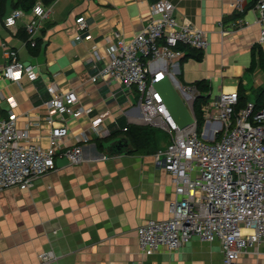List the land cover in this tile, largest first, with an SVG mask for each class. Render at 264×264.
<instances>
[{
	"label": "crops",
	"instance_id": "crops-1",
	"mask_svg": "<svg viewBox=\"0 0 264 264\" xmlns=\"http://www.w3.org/2000/svg\"><path fill=\"white\" fill-rule=\"evenodd\" d=\"M155 1L54 0L44 4L36 0L48 13L32 36L25 24L33 16V7L22 9L14 6V0L6 1L0 12V73L6 64L3 51L9 48L36 77L24 75L12 82L0 76V116L13 114L19 130H27L33 142L47 147L48 85L63 92L75 90L76 107L83 106L87 112L66 123L65 143L81 146L78 164H55L27 189L0 191V264H37L45 251L54 256L51 264H223L219 241L205 242L196 236L173 252H140L137 228L147 220L166 219L168 203L176 198L169 175L155 157L169 138L162 128L139 122L134 86L100 78L91 81L107 61L114 32L131 39L147 22ZM169 1L179 22H191L209 39L200 60L192 57L199 50L188 48L172 67L169 77L175 85L204 81L209 101L220 91L240 89L242 106L256 103L258 92L264 89L258 0H247L240 15L231 6L232 0ZM16 8L23 15L14 26H6L5 17ZM80 16L87 25L84 29L75 23ZM238 17L242 24L237 23ZM76 34L82 39L75 40ZM30 40L35 46L29 45ZM257 46L262 49L263 65L256 56L249 70L251 50ZM93 50L98 58L92 56ZM104 112L103 121L92 130L91 119ZM82 131L89 134L85 143L79 141ZM102 133L109 135L102 137ZM118 141L126 143L121 152L113 147ZM237 264H264V243L251 246Z\"/></svg>",
	"mask_w": 264,
	"mask_h": 264
},
{
	"label": "built area",
	"instance_id": "built-area-1",
	"mask_svg": "<svg viewBox=\"0 0 264 264\" xmlns=\"http://www.w3.org/2000/svg\"><path fill=\"white\" fill-rule=\"evenodd\" d=\"M246 1L232 0L231 6L240 15ZM255 6L261 24L259 42L263 43L264 0H258ZM31 11L33 16L25 24L29 36L48 13L41 4H35ZM22 15L21 9H13L4 24L14 26ZM236 21L243 22L240 17ZM75 23L79 29L87 26L82 16ZM113 35L107 61L91 81L100 78L134 86L139 97V122L162 128L169 138L155 157L169 175L176 198L168 203L166 219L147 220L137 228L140 252H173L196 236L205 242L218 240L223 264H237L251 246L264 243V107L257 108L248 101L238 108L236 90L220 91L201 106L197 117L193 103L201 93L194 85L178 84L177 90L193 118V123L178 127L153 82L171 76L172 67L188 48L206 50L209 39L191 22H179L169 0H156L150 5L147 22L131 39L118 32ZM74 38L82 39L79 34ZM3 55L6 64L0 76L12 82L24 75L36 77L30 66L18 60L14 49L6 48ZM92 56L98 58V52L93 50ZM46 89L50 95L44 119L50 127L47 147L33 142L27 130H19L13 114L0 116V191L29 188L35 178L55 167L57 158L64 157L73 165L81 161V146H67L64 140L69 132L68 118H78L87 110L76 107L75 90L63 92L53 84ZM107 112L91 119L92 130H97ZM88 140L89 134L82 131L79 141ZM53 259L52 252L45 251L37 264H51Z\"/></svg>",
	"mask_w": 264,
	"mask_h": 264
},
{
	"label": "water",
	"instance_id": "water-1",
	"mask_svg": "<svg viewBox=\"0 0 264 264\" xmlns=\"http://www.w3.org/2000/svg\"><path fill=\"white\" fill-rule=\"evenodd\" d=\"M153 87L155 91L160 94L163 103L169 110L179 128H184L193 123V118L181 94L177 90V86L170 77L164 76L161 80L153 82ZM113 147L117 152H121L122 149L126 147V143L118 141ZM60 163L66 164L68 162L64 157H62L56 159L55 161L56 165Z\"/></svg>",
	"mask_w": 264,
	"mask_h": 264
},
{
	"label": "trees",
	"instance_id": "trees-1",
	"mask_svg": "<svg viewBox=\"0 0 264 264\" xmlns=\"http://www.w3.org/2000/svg\"><path fill=\"white\" fill-rule=\"evenodd\" d=\"M7 0H0V12L2 11V9L4 8V5L6 3ZM35 1L36 0H14V6L15 7H21L22 9H29V8H32L33 5L35 4ZM44 4H50L51 2H53L54 0H41ZM29 45L30 46H35V43L33 41H29ZM257 52V54H256ZM193 53H198L197 55H193L192 57L196 60H200L201 59V56H202V53L200 51H195ZM190 56V55H189ZM189 56H186V57H189ZM256 56L258 57V61L259 63L261 64V66L263 65V56H262V49L257 46V47H254L252 50H251V64H250V67L248 68L249 70H252L254 68V65H255V61H256ZM195 88L201 93V95L199 97H197L195 100H194V103H193V109H194V112L196 114L197 117L200 116L201 114V106L203 104H205L207 102V95H204L203 93L205 92H209V86L204 82V81H200V82H197L195 85ZM242 90H238V104H237V107H242V105L240 104L243 99V95H242ZM255 106L257 108H262L264 107V89H261L257 96H256V103H254Z\"/></svg>",
	"mask_w": 264,
	"mask_h": 264
},
{
	"label": "rangeland",
	"instance_id": "rangeland-1",
	"mask_svg": "<svg viewBox=\"0 0 264 264\" xmlns=\"http://www.w3.org/2000/svg\"><path fill=\"white\" fill-rule=\"evenodd\" d=\"M176 78H178V75H177V77ZM215 95V94H214ZM213 98H214V96H212Z\"/></svg>",
	"mask_w": 264,
	"mask_h": 264
}]
</instances>
